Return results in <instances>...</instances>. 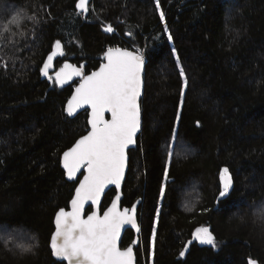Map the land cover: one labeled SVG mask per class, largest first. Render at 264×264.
<instances>
[{
    "label": "trees",
    "instance_id": "16d2710c",
    "mask_svg": "<svg viewBox=\"0 0 264 264\" xmlns=\"http://www.w3.org/2000/svg\"><path fill=\"white\" fill-rule=\"evenodd\" d=\"M77 2L0 0V264H64L49 243L77 182L66 179L61 155L89 125L87 110L65 112L77 80L61 87L54 77L65 63L90 73L109 47L139 49L146 60L141 132L122 199H142L137 264H264V0H159V9L156 0H92L88 14ZM18 13L21 23L9 24ZM57 40L63 55L49 80L40 69ZM224 167L232 187L219 197ZM115 193L105 194L102 211ZM201 227L217 247L194 238ZM133 240L126 231L122 246Z\"/></svg>",
    "mask_w": 264,
    "mask_h": 264
},
{
    "label": "snow or ice",
    "instance_id": "6c2138e0",
    "mask_svg": "<svg viewBox=\"0 0 264 264\" xmlns=\"http://www.w3.org/2000/svg\"><path fill=\"white\" fill-rule=\"evenodd\" d=\"M88 0H78L76 8L81 13L88 12ZM156 7L160 8L159 0ZM160 20H165V14L160 11ZM34 19V18H30ZM22 16L17 14L9 24L19 25ZM105 31H113L109 25ZM164 32L171 41L173 36L165 24ZM175 53V49H172ZM63 55L61 42H55L54 50L47 56L40 72L49 80L52 62L57 55ZM103 63L97 70L85 74L83 66L65 63L55 73L54 83L63 87L74 78H79L71 98L67 101L66 112L74 115L79 109H90L87 120L90 130L82 135L72 147L63 152L62 164L69 179H75L77 173L83 176L78 180L75 194L71 199V209L60 208L55 215V231L51 236L50 247L53 256L64 264H137L132 246H120L121 230L125 225H131L137 233L140 226L137 221V208L118 207L120 195L117 194L111 206L101 214V197L105 189L114 185L120 188L128 163V150L136 144L137 133L141 129V106L139 99L143 87V71L145 56L139 49L129 51L120 47H109L103 54ZM179 64V57H177ZM179 75L184 77V87L187 78L181 67ZM181 104L184 91L181 90ZM106 113L110 119H106ZM179 114L177 120H179ZM178 133L173 130L171 138L175 140ZM173 159L171 147L167 151L164 165L163 181L159 188V199L166 197L167 181ZM84 170L81 172V170ZM222 190L219 197H225L232 187V177L229 169L220 171ZM91 209L86 212L85 206ZM159 208L156 217H159ZM264 216V208L258 213ZM194 238L201 244L217 247V240L207 227L197 228ZM156 228L151 230L149 239V256H154ZM137 242L133 241L135 245ZM191 243V241H189ZM30 251L31 248H24ZM185 255L184 251L180 256ZM249 264H257L249 260Z\"/></svg>",
    "mask_w": 264,
    "mask_h": 264
},
{
    "label": "water",
    "instance_id": "95a60500",
    "mask_svg": "<svg viewBox=\"0 0 264 264\" xmlns=\"http://www.w3.org/2000/svg\"><path fill=\"white\" fill-rule=\"evenodd\" d=\"M91 1H92V0H88V5H87V6H88V9H89V4H90ZM78 11L80 12V10H78ZM84 14H88V12H86V13H84ZM120 48H122V49H127V50H129V51H135V50L130 49V48H124V47H120ZM54 59H55V57H54ZM54 59H53V62H52V68H51L49 71H51V70L54 69ZM103 62H104V61H103ZM103 62H102V63H103ZM145 65H146V60H145ZM99 66H100V65H99ZM99 66H98L96 69H94V70H97V69L99 68ZM94 70H93V71H94ZM91 72H92V71H91ZM91 72H90V73H91ZM90 73H88V74H90ZM144 73H145V66H144V71H143V76H142V78H143V87H142L141 97H140V99H139L140 106H141V99H142L143 90H144ZM75 80H77V84L74 86V89H75V87L78 86V84H79V78L76 77V78H74L72 81H69V82H68V83H71V82H73V81H75ZM74 89H73L71 95L73 94ZM71 95H70V97L68 98V100L71 98ZM68 100H67V101H68ZM66 105H67V102H66V104H65V112H66ZM85 110L88 111V118H89V112H90V109H86V108L79 109L74 115H72V116H70V117H75L76 115H78L79 113H81V112H83V111H85ZM66 113H67V112H66ZM106 119H110V114H107V113H106ZM141 124H142V113H141ZM89 130H90V126H89L88 131H89ZM88 131H87V132H88ZM87 132H86L85 134H87ZM140 132H141V129H140V131L137 133L136 144L130 146V148H129V150H128V163H127V166H126V169H125L124 178H123V180L121 181L120 188H119V189H116V187H115L114 185H110V186H108V188L105 189V192H104V194H103L102 197H101V205H102V202H103V199H104L105 194H106L111 188H115V190H116L115 195L112 197L111 202L109 203V205H108L103 211H106L107 208L111 206L112 201L115 199L116 195L119 194V195H120V201L118 202V207H119V209H120L121 211H122L124 208L131 209V207H132L133 205H136V208H137V213H136V215H137V221H138L139 226H140V223H139V218H138V210H139L140 203H141L142 199H141V198H138V199H137L132 205H130V206L122 205V199H123V186H124V183H125V180H126V176H127V173H128V169H129V161H130V155H129V152H130L131 149H133V148L136 147V145H137V140H138V137H139V135H140ZM85 134H84V135H85ZM79 138H80V137H79ZM79 138H78V139H79ZM78 139H77V140H78ZM75 142H76V141H75ZM75 142H74V143H75ZM74 143H73L70 147H72V146L74 145ZM70 147H68L66 150H68ZM66 150H64V151H66ZM64 151H63V152H64ZM62 156H63V153H62V155H61V166H62V168H63V164H62ZM63 170H64V168H63ZM83 171H84V170L82 169L81 172H83ZM64 172H65V177H66V179H67L68 181H70V182H77L75 188L78 186V180L83 179V176H82L80 173H77V177H76L75 179H69V178L67 177V174H66V171H65V170H64ZM74 194H75V189H74L73 196H74ZM73 196H72V198H73ZM72 198H71V199H72ZM70 202H71V200H70ZM101 205H100V211H101V214H102L103 211H102V209H101ZM63 208H65V207H63ZM85 208H86V212H90V211H91V209H90V211H88L89 208H88L87 205L85 206ZM65 209H66V210H70V209H71V204L69 203V207H68V208H65ZM58 211H59V210H57L56 213H57ZM56 213H55V215H56ZM55 215H54V230H53L52 234H53L54 231H55ZM140 229H141V228H140ZM128 230H132V231L134 232V240H133V241H136L137 243L134 245L133 242H132V243H130L129 245H127V246H125V247L132 246V247H133V250H134V254H135V256H136V250H135V247H136V245H138L139 242H140V236H139V235H140V232L137 233L136 230H135L134 228L131 227V225H125L124 228L121 230V241H120V246H121L122 248H124V247L122 246V239H123V237H124L126 231H128ZM52 234H51V236H52ZM50 242H51V237H50ZM49 246H50V243H49ZM50 249H51V247H50ZM53 257H54L55 259L59 260L57 257H55V256H53ZM136 260H137V256H136ZM59 261H60V260H59Z\"/></svg>",
    "mask_w": 264,
    "mask_h": 264
},
{
    "label": "rangeland",
    "instance_id": "374dc122",
    "mask_svg": "<svg viewBox=\"0 0 264 264\" xmlns=\"http://www.w3.org/2000/svg\"><path fill=\"white\" fill-rule=\"evenodd\" d=\"M60 68H61V67H59V69H60ZM59 69H58L57 71H59ZM185 151H187V149H185V147L181 149V153H183V152H185Z\"/></svg>",
    "mask_w": 264,
    "mask_h": 264
}]
</instances>
